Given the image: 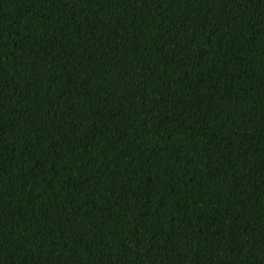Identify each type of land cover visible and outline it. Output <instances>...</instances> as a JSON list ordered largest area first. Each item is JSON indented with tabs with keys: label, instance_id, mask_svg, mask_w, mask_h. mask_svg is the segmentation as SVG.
Returning a JSON list of instances; mask_svg holds the SVG:
<instances>
[{
	"label": "trees",
	"instance_id": "obj_1",
	"mask_svg": "<svg viewBox=\"0 0 264 264\" xmlns=\"http://www.w3.org/2000/svg\"><path fill=\"white\" fill-rule=\"evenodd\" d=\"M0 264H264V0H0Z\"/></svg>",
	"mask_w": 264,
	"mask_h": 264
}]
</instances>
